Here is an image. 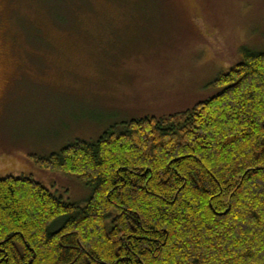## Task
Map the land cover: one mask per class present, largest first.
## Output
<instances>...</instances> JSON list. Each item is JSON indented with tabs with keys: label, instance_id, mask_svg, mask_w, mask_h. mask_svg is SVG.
<instances>
[{
	"label": "trees",
	"instance_id": "trees-1",
	"mask_svg": "<svg viewBox=\"0 0 264 264\" xmlns=\"http://www.w3.org/2000/svg\"><path fill=\"white\" fill-rule=\"evenodd\" d=\"M211 86L183 113L35 159L88 187L84 206L0 180V264H264V51Z\"/></svg>",
	"mask_w": 264,
	"mask_h": 264
},
{
	"label": "rangeland",
	"instance_id": "rangeland-1",
	"mask_svg": "<svg viewBox=\"0 0 264 264\" xmlns=\"http://www.w3.org/2000/svg\"><path fill=\"white\" fill-rule=\"evenodd\" d=\"M245 49L264 51V0L0 1V180L84 206L88 187L35 159L213 98Z\"/></svg>",
	"mask_w": 264,
	"mask_h": 264
},
{
	"label": "flooded vegetation",
	"instance_id": "flooded-vegetation-1",
	"mask_svg": "<svg viewBox=\"0 0 264 264\" xmlns=\"http://www.w3.org/2000/svg\"><path fill=\"white\" fill-rule=\"evenodd\" d=\"M0 1H2V0H0ZM2 5H3V4H2ZM1 79H2V78H1V74H0V84H1Z\"/></svg>",
	"mask_w": 264,
	"mask_h": 264
}]
</instances>
